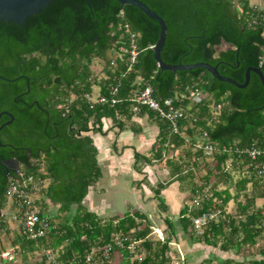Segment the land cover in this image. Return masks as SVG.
I'll list each match as a JSON object with an SVG mask.
<instances>
[{
    "label": "trees",
    "instance_id": "16d2710c",
    "mask_svg": "<svg viewBox=\"0 0 264 264\" xmlns=\"http://www.w3.org/2000/svg\"><path fill=\"white\" fill-rule=\"evenodd\" d=\"M140 1L167 23L161 54L165 63H209L241 84L249 67H258L264 74V10H254L248 0H238V5L236 0ZM132 34L138 56L129 70L130 56L120 54V48L130 47ZM159 35L157 21L137 7L115 0H89V5L87 0H55L23 25L0 22V114L8 112L14 117L0 131V231L7 224V214L2 211L9 203L16 210L8 189L17 175L1 163L12 157L18 160L24 177L41 181L42 199L37 201L41 215L47 216L44 207L49 204L63 214L60 223L51 221L57 229L38 243L16 232L13 243L23 252L51 249L59 255L58 261L67 264L74 255L84 256L112 244L122 254L123 264H174L169 243L177 236L178 225L170 217L164 225L171 237L154 242L149 238L152 222L139 210L103 219L85 206L91 189L103 177L92 135L104 134L107 120L124 131L135 118L134 92L145 84L161 103L170 99L175 107L184 109V116L177 120L178 133L171 122L149 109L143 108L137 116H147L159 127L152 157L134 154L138 173L143 174V163L150 167L176 149L184 154L180 161L167 160L171 180L149 184L159 209L169 210L162 193L179 183L188 186L194 196H201L199 206L184 205L179 212L182 232L195 243L212 247L221 243L222 251L239 254L244 246L252 250L264 238V205L256 206L257 199H264V154L256 159L248 154L253 148L264 150V86L260 77L251 73L249 85L238 88L203 68L162 71L151 48ZM223 45L228 48L218 51ZM96 59L104 62L102 76L92 69ZM192 92L201 94L200 102L192 100ZM100 97L108 101L101 103ZM9 120L11 117L3 114L0 126ZM131 129L142 131L140 126ZM198 142L202 146L193 152ZM187 144L190 147L184 148ZM206 145L213 147L216 166L209 169L205 184L198 186L194 170L207 155ZM229 160L234 171L246 169L236 183L227 167ZM220 183L226 185L224 190L218 189ZM248 185H252L251 192ZM233 187L235 194L230 191ZM241 193L246 201L238 203L236 215L229 214L228 204ZM217 210L221 211L218 218L197 234L193 219ZM140 249L144 257L134 259ZM257 254L252 252L249 264H264V247ZM211 263L208 259L202 264ZM221 264L245 263L226 259Z\"/></svg>",
    "mask_w": 264,
    "mask_h": 264
},
{
    "label": "rangeland",
    "instance_id": "374dc122",
    "mask_svg": "<svg viewBox=\"0 0 264 264\" xmlns=\"http://www.w3.org/2000/svg\"><path fill=\"white\" fill-rule=\"evenodd\" d=\"M236 5H238V0L235 1ZM228 46L223 45L222 47L218 48V51L220 50H225L227 49ZM103 61H100L99 59H96L95 62L92 65V69L98 76L103 75ZM148 121L151 123H144L142 124L143 127H146L148 130V134L150 137H153V132L151 131V125L153 123L157 124L156 121L154 120H149ZM109 127L113 126L112 122L108 123ZM107 126V125H106ZM105 126V127H106ZM137 127L140 126L139 123H133L131 127ZM142 127V128H143ZM103 136V140L106 142L108 141V137L106 134H101ZM91 136V134H90ZM95 136V135H94ZM183 136L187 137V135L183 134ZM190 138L187 137V142H189ZM157 141V140H156ZM155 144V142H153ZM107 144H109L107 142ZM112 146V144H111ZM146 146L149 147L147 151L144 153L148 157H152V149H150V145L146 143ZM202 146L201 143H197L195 145V149H192L193 152L196 151L197 148H200ZM189 144H187L184 148H189ZM113 148V147H109ZM206 150V149H205ZM207 155L205 156L204 159L201 160L200 165L198 169L194 170L195 175H194V183L197 184L198 186L204 185L205 184V177L208 175L209 169H213L216 166V160L212 156L211 151L206 152ZM183 151L182 149H176L174 152L167 153L165 155V160L164 161H158L154 162L152 166L148 167L143 163L142 164V173H138L135 168H133L138 175L139 180L136 182H133L135 186L138 188V190L141 189L143 191V197L141 198V201L138 203V210L144 214H146L150 221L152 222L153 226V232L150 235V239L154 242L161 240V241H166L169 239V232L166 229V226L164 225V220L167 217H170L175 225L177 226L178 234L176 237H171V242L170 247H171V252L174 259V264H202L204 260H212L211 264H221L223 263L224 260L226 259H234L237 261H243L245 264L248 263V259H251L252 257V252L256 255L259 252L260 248L264 247V238H262L259 241V244L254 247V249H250L248 246H244L242 248L241 252L239 254H236V252L229 251V252H224L220 248V244L217 247H212V246H207L205 244H198L195 243L194 241L191 240L190 235L185 234L182 232L181 227L179 226L180 224V216L179 212L180 209L184 205H189L193 206V200H194V194L193 192L189 189L188 186L186 185H180L179 183H175L169 187V189L172 191L171 194H164L162 193V197L164 198L166 204L169 206V210L167 212H164L159 209V201L155 198L154 193L150 190L149 184L151 186H157L158 183L160 182H167L172 179L171 176V168L167 165V160H176L180 161V158L182 157ZM184 155V154H183ZM134 164H135V158H134ZM227 167L230 169V172L232 174L234 183H236L240 178L244 176L245 170L244 171H234L232 169V161L229 160L227 161ZM228 169V170H229ZM147 170V171H146ZM147 172V176L145 174ZM106 173V172H105ZM215 174L210 175V181L211 183L215 182ZM150 178V179H149ZM111 178L108 177L106 173V178L102 182V186L98 188V190L104 191L105 187H111ZM151 180V181H150ZM46 185L48 183H45ZM139 184H141V188H139ZM45 185V186H46ZM104 186V187H103ZM125 185L123 184L121 187L123 188ZM126 187V186H125ZM147 187V188H146ZM121 188V189H122ZM181 188V189H180ZM226 188V185L224 183H220L218 189L219 190H224ZM236 187L231 188V193L235 194ZM117 188H110L107 192L106 195L100 197V203L97 202L99 205L98 208L100 209L99 215H101V218L103 219H109L110 215L112 214H125L127 210H131V207L127 206L128 201H131L134 203L136 201V192L135 190H131V188L128 189L127 192H124L125 195H120L119 193L115 194L112 192L113 190L115 191ZM209 189V187H208ZM123 191L126 190V188L122 189ZM122 191V192H123ZM183 191V192H182ZM207 191V190H206ZM247 191L251 192L252 191V185H248ZM92 192H94L92 190ZM101 195V193H95V195L98 196ZM210 194V193H208ZM211 195V194H210ZM209 195V196H210ZM168 196V197H167ZM35 200L38 202L42 199L41 193L39 191L38 195L34 197ZM246 201L245 196L241 193L239 198L237 200H232L226 210L229 214L236 215L238 212V203H244ZM12 202V201H11ZM88 202V203H87ZM38 204V203H37ZM110 204V205H108ZM39 205V204H38ZM91 202H89L86 199V206L90 207ZM264 205V199H257L256 200V206L262 207ZM41 207V205H39ZM106 206H111L112 209L114 210H107L108 207L105 209V212H102V208ZM135 206V205H134ZM46 209L47 216L49 219L52 221H55V223H60L63 219V214H60L58 212L57 206L54 205H47L44 207ZM91 208V207H90ZM43 209V208H42ZM135 211V210H133ZM16 210L12 208L11 203H9L4 211H2V215L7 214L6 220L7 224H5L6 228H4L2 231H0V248H5L9 247L12 245H15L13 243L14 238H15V233L20 232V219L17 218L15 219V214ZM109 215V216H107ZM117 216H122V215H117ZM113 217V216H112ZM204 231V230H203ZM201 231L200 234L203 233ZM190 232V231H189ZM264 235V234H263ZM142 249V248H141ZM140 249V250H141ZM46 251L47 249H40L36 250L33 252H23L22 250L17 254V258L14 262L12 263H7V262H0V264H55L51 259H49L46 256ZM115 260L113 261V264H122V256L120 255L119 251H115ZM144 251L141 250V252H136V255L134 259L136 258H143L144 257ZM58 255V254H57ZM59 256V255H58ZM55 258V257H54Z\"/></svg>",
    "mask_w": 264,
    "mask_h": 264
},
{
    "label": "built area",
    "instance_id": "2783aa9c",
    "mask_svg": "<svg viewBox=\"0 0 264 264\" xmlns=\"http://www.w3.org/2000/svg\"><path fill=\"white\" fill-rule=\"evenodd\" d=\"M261 21L264 22V15L262 16ZM253 23H256V20H254ZM126 29L127 31L129 30L128 26H126ZM135 38V34H132L130 47L120 48V54L124 53L130 56L129 70L132 68V65L138 56ZM151 48L154 49L155 46H151ZM262 51L261 64H264V46L262 47ZM112 65H114V61L112 62ZM113 91L114 93H117L118 89H114ZM191 98L195 102H200L201 94L198 92H192ZM107 101L108 99L106 97L99 98V102L101 103ZM112 102L116 103L117 100L112 99ZM143 108L149 109L155 112L161 119L171 122L174 132L178 133L177 120L184 116V109L175 107L173 101L170 99L161 103L154 97L152 87L146 84L142 89L135 91L132 98V112L135 117L140 114ZM205 149L207 151H212L213 147L211 145H206ZM248 154L252 159H256L258 156L264 154V150L253 148L248 151ZM16 175L17 178L11 182L8 189V197L16 205L14 218L20 219L21 235L27 240L38 243L42 239H47L51 232L57 229V226L51 222L49 217H43L41 215V208L37 205V200L34 199L39 193V187H41L42 184L41 181L36 180L33 176L24 177L20 171ZM200 199V195H195L193 206H199ZM220 214L221 211L217 210L193 219L194 228L197 234H200L201 231L206 228L207 224L218 218ZM116 241L119 246L123 247V244L118 241V238ZM131 248H135L134 245H132ZM20 251L21 248L18 245L0 248V262H14ZM115 253L113 245L108 244L105 247L87 252L84 256L74 255L72 260L67 264H101L102 262L113 264ZM120 255L122 256L121 253ZM46 256L55 264H66L65 262L58 261L57 253L51 249H47Z\"/></svg>",
    "mask_w": 264,
    "mask_h": 264
},
{
    "label": "crops",
    "instance_id": "0c3cea01",
    "mask_svg": "<svg viewBox=\"0 0 264 264\" xmlns=\"http://www.w3.org/2000/svg\"><path fill=\"white\" fill-rule=\"evenodd\" d=\"M248 1L250 7H252L254 10H264V0H248ZM148 119L149 118L147 116L135 117L131 122L127 123L126 129L124 131H120L117 127H113V126H111L110 128L108 125L110 121L107 120L105 123L107 126L105 127L104 134H106V136L108 137L107 142L109 144H107V142L103 140V136L101 134L92 135L94 139V143L99 151L98 160H99V165L102 168L103 177L97 183V185L93 189H91L89 195L86 198L89 202H91L90 205L91 208L89 206L87 207L85 203V206L89 210L94 211L98 214L100 213L99 211L100 209L98 208L99 205L97 204V202L100 203V197L103 195L105 196L106 192L110 188H112V186H114V188H117L115 191L114 190L112 191L114 195L117 193H119L120 195L121 194L125 195L124 192H127L129 188H131V190H135L136 201L134 203L128 201L127 206L131 207V210H127L126 212L138 210V203L141 201L144 192L141 191V189L138 190V188L136 187L137 185L135 186V184L133 183L139 180L137 172L133 169L134 154L135 152L144 154L147 151V149H149V147L146 146V143L149 144L151 146L150 149H152V146L154 145L153 142H156L159 135V127L157 124L153 123L151 125L152 127L150 128L151 131L153 132V137H150L146 127L142 126V124L144 123L151 124L148 121ZM134 122L139 123L141 128L143 127L141 133H136L131 129V125H133ZM109 147H113V148L111 149ZM105 172L107 173L108 177L111 178L110 179L111 187H107V188L105 187L104 191H101L98 190V188L102 186V182L106 178ZM145 174L147 176V172H145ZM123 184L126 186L123 187L126 188L125 191H123L122 190L123 188L121 187ZM92 190L94 192H92ZM163 192L166 195L172 193V191L169 188L164 190ZM95 193H101V195L98 194L97 196L95 195ZM107 207H108L107 210L112 209L111 206H106L102 208L103 213L105 212V209ZM117 215H123V214L121 213H117L113 215L111 214L110 217Z\"/></svg>",
    "mask_w": 264,
    "mask_h": 264
},
{
    "label": "water",
    "instance_id": "95a60500",
    "mask_svg": "<svg viewBox=\"0 0 264 264\" xmlns=\"http://www.w3.org/2000/svg\"><path fill=\"white\" fill-rule=\"evenodd\" d=\"M55 0H0V22H13L18 25H23L24 22L32 15L40 13L44 8H46L48 5H50ZM125 5H132L137 7L139 10H141L144 14H146L151 19L157 21L160 24V35L159 39L155 45L154 48V58L159 66V68L162 71H171L174 73H177L178 71H186V70H192L196 68H203L207 70L210 74H212L216 79L230 83L238 88H246L251 80V73L257 74L261 82L264 86V74L262 70L258 67H249L246 70L245 73V81L243 84L237 82L236 80L225 77L219 73L217 66H212L209 63L200 62V63H194V64H167L162 59V51L164 49L166 39H167V32H168V26L166 21L154 10H152L148 5L143 3L140 0H115ZM87 3L89 5V0H87ZM3 114H7L11 117V120L4 123L0 126V131L6 127L7 125H10L14 117L8 112H2L0 114V119L3 116ZM0 143V147H1ZM3 165H5L7 168L12 169L15 174H18L20 171L19 163L16 160H6L4 162H1Z\"/></svg>",
    "mask_w": 264,
    "mask_h": 264
},
{
    "label": "flooded vegetation",
    "instance_id": "af4514ba",
    "mask_svg": "<svg viewBox=\"0 0 264 264\" xmlns=\"http://www.w3.org/2000/svg\"><path fill=\"white\" fill-rule=\"evenodd\" d=\"M27 154H29V152H28ZM8 160H16V161L18 162V160H17L16 158H13V157H12V158H9V159H7V161H8ZM18 163H19V162H18ZM8 169H9V168H8ZM9 170H10V171H13L12 169H9Z\"/></svg>",
    "mask_w": 264,
    "mask_h": 264
}]
</instances>
